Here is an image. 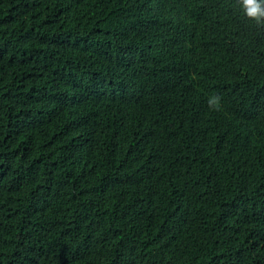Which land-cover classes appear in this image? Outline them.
Listing matches in <instances>:
<instances>
[{
	"label": "trees",
	"instance_id": "16d2710c",
	"mask_svg": "<svg viewBox=\"0 0 264 264\" xmlns=\"http://www.w3.org/2000/svg\"><path fill=\"white\" fill-rule=\"evenodd\" d=\"M0 264H264L240 0H0Z\"/></svg>",
	"mask_w": 264,
	"mask_h": 264
},
{
	"label": "clouds",
	"instance_id": "9594fccd",
	"mask_svg": "<svg viewBox=\"0 0 264 264\" xmlns=\"http://www.w3.org/2000/svg\"><path fill=\"white\" fill-rule=\"evenodd\" d=\"M240 7L243 14L252 20L258 27H264V0H240ZM211 108L219 107L220 98L212 95L208 99Z\"/></svg>",
	"mask_w": 264,
	"mask_h": 264
}]
</instances>
